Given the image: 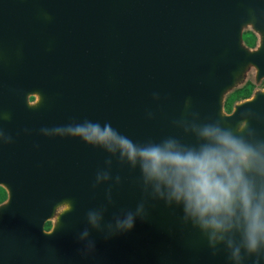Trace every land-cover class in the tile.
<instances>
[{
	"label": "water",
	"instance_id": "95a60500",
	"mask_svg": "<svg viewBox=\"0 0 264 264\" xmlns=\"http://www.w3.org/2000/svg\"><path fill=\"white\" fill-rule=\"evenodd\" d=\"M252 30L259 36L256 47L243 38ZM262 79L264 0H0V110L15 109V103L35 95L24 107L33 115L30 125L40 131L50 127L54 135L65 128L66 134L65 237L59 246L20 241L12 263L230 264L223 246L213 253L200 230L182 219L179 206L144 192L138 167L81 139L99 137V129L75 125L107 123L138 144L167 136L191 144L194 136L176 122L195 113L198 122L226 128L247 119L264 138ZM247 80L255 88L227 111V97ZM33 134L27 156L26 149L0 148L3 166L11 161L13 185L28 184L29 198L39 196L42 152L36 136L45 132ZM23 157L33 162L26 164ZM106 159L110 175H119L120 182L93 188ZM109 183L112 204L104 222L142 198L146 217L107 238L89 228L95 249L82 255L77 236L85 227L84 212L105 203ZM24 230L27 237L36 232L30 226ZM253 259L246 256L242 264Z\"/></svg>",
	"mask_w": 264,
	"mask_h": 264
},
{
	"label": "clouds",
	"instance_id": "9594fccd",
	"mask_svg": "<svg viewBox=\"0 0 264 264\" xmlns=\"http://www.w3.org/2000/svg\"><path fill=\"white\" fill-rule=\"evenodd\" d=\"M176 123L191 132L194 143L167 136L138 144L109 124L94 121L75 127L99 129V137L81 139L138 167L144 192L166 205L179 206L182 219L200 230L213 253L222 245L230 264H242L246 256L254 257L253 264H264V138L256 136L243 118L232 128L215 121L198 122L195 113L192 119ZM0 139L10 138L0 130ZM110 168L111 159H106L105 167L95 173L93 188L120 182L119 175H110ZM104 200L84 212L85 227L77 236L83 242L82 255L95 249L89 228L103 231L107 238L131 230L137 218L146 217L142 198L134 208L114 211L111 220L104 222L112 204L111 183Z\"/></svg>",
	"mask_w": 264,
	"mask_h": 264
},
{
	"label": "flooded vegetation",
	"instance_id": "af4514ba",
	"mask_svg": "<svg viewBox=\"0 0 264 264\" xmlns=\"http://www.w3.org/2000/svg\"><path fill=\"white\" fill-rule=\"evenodd\" d=\"M249 37L251 38L249 40ZM243 38L251 46L258 45L259 36L256 31H244ZM251 85L250 92L246 96H239L236 100L249 96L255 85L251 80H247L241 87ZM258 87H264V79ZM239 88V89H241ZM232 95V94H231ZM229 95L225 101V109ZM35 95L29 94L26 100L14 104L15 109L0 110V130L10 139H0V148L14 147L25 150L26 156L28 150L33 152L34 147V126L30 125L33 118L30 119L28 109H25L26 103L32 104L36 101ZM232 101V103L234 102ZM232 106V104H231ZM227 110V109H226ZM231 107L229 110L230 111ZM6 117V118H5ZM50 127L42 136H36L41 141L38 147L42 154L38 160L41 173L37 183L38 197L29 198L28 184L17 182L13 185L10 174V162L2 163L0 152V264H13V258L17 257V244L22 241L32 245H58L62 243V237H65V227H61L62 218L66 209L65 198V128L63 133L50 134ZM26 164L33 162V157ZM14 178V175H13ZM27 190V191H26ZM58 224L57 232L53 230ZM64 224V223H63ZM34 227L30 237H27L25 227ZM21 236L22 238H19Z\"/></svg>",
	"mask_w": 264,
	"mask_h": 264
},
{
	"label": "trees",
	"instance_id": "16d2710c",
	"mask_svg": "<svg viewBox=\"0 0 264 264\" xmlns=\"http://www.w3.org/2000/svg\"><path fill=\"white\" fill-rule=\"evenodd\" d=\"M251 38L249 37V40ZM251 85H247L241 89H237L232 93V95L228 98L227 103H226V109L229 110L232 104V101L237 99L239 96H246L250 92Z\"/></svg>",
	"mask_w": 264,
	"mask_h": 264
}]
</instances>
